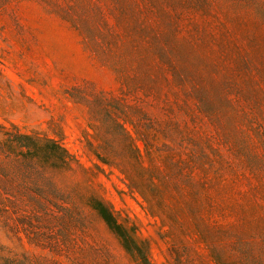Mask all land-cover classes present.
<instances>
[{
    "label": "rangeland",
    "instance_id": "1",
    "mask_svg": "<svg viewBox=\"0 0 264 264\" xmlns=\"http://www.w3.org/2000/svg\"><path fill=\"white\" fill-rule=\"evenodd\" d=\"M135 1L143 23L167 32L169 23L164 17H171L180 27L181 36L195 44L212 41L216 46L225 36L245 52L242 30L250 37L256 31L253 25L264 23L255 0H202L206 10L196 0H186L174 9L164 3L163 14L156 13L150 0ZM90 2L101 8L110 23L115 22L108 0H0V263L138 264L92 209L90 199L101 197L121 219L139 229L141 239L150 242L154 264H180L179 257L186 264L188 260L215 264L191 226L171 231L163 226L144 208L142 198L130 191L120 170L101 162L89 146V141L95 146L100 142L86 133H93L89 127L92 120L87 104L78 95L122 96L126 90L118 72L93 55L71 16L66 15ZM112 8L120 12L118 5ZM196 52L191 57L197 61L190 63L196 69L195 77L204 60ZM164 71L160 66V72ZM72 91L75 96L70 95ZM125 93L129 103L142 106L158 121L191 123L190 117L197 111L190 97L181 96L179 100L184 108L192 109L184 112L175 104L161 101L164 97L155 100L141 93ZM232 104L231 112L249 107L235 101ZM226 112L223 109L222 118H226ZM249 125L245 122L241 126L248 130ZM226 128L238 144L251 145L264 162V135L248 130L244 136L241 130L239 136L235 129ZM217 130L226 133L220 126ZM18 133L36 134L40 140L45 136L60 139L74 158L73 169L46 167L40 151L37 159L20 163L22 156L14 143ZM220 143L234 156L224 139ZM238 169L243 172L241 166ZM47 178L53 182L50 190ZM244 183L227 201L228 213L237 210L242 216L214 213L209 214L211 220L229 222L235 229L241 225L244 230L264 224V163L262 170L251 174V183ZM58 184L66 194L54 190ZM254 189L261 193L256 194ZM253 235L264 247V230L259 234L248 231L243 236ZM226 245L232 254H238L231 242Z\"/></svg>",
    "mask_w": 264,
    "mask_h": 264
},
{
    "label": "trees",
    "instance_id": "2",
    "mask_svg": "<svg viewBox=\"0 0 264 264\" xmlns=\"http://www.w3.org/2000/svg\"><path fill=\"white\" fill-rule=\"evenodd\" d=\"M185 1L150 0V4L156 13L163 14L164 3L174 9ZM196 1L206 8L202 0ZM255 2L264 15V0ZM115 4L120 12L112 8ZM108 5L115 9L110 11L116 19L113 23L91 2L66 14L80 30L85 46L118 72L126 89L122 96L78 95L77 98L87 104L92 120L89 127L93 133H86L100 142L95 146L89 141L91 150L101 162L120 170L130 191L142 198L144 208L163 226L170 231L183 225L191 226L213 263L264 264V247L259 246L257 237L243 236L248 231L262 233L264 224L244 230L241 225L235 229L234 224L209 218V214L214 213L242 216L237 210L228 213V198L238 194L244 180L248 185L251 183L255 170L263 169L264 162L253 147L238 144L226 127L235 129L239 136L241 130L244 136L248 130L253 135H264V23H255L256 31L250 37L242 30L241 35L246 37V51L242 52L225 36L216 46L212 41L189 42L181 36L180 27L166 15L169 31H155L143 23L135 0H108ZM194 51L204 58L197 77L196 69L190 65L191 61H197L191 57ZM160 66L167 73L160 72ZM125 92L141 93L155 100L164 97L161 101L175 104L184 112L192 109L184 108L179 100L181 96L190 97L197 111L191 115V123L172 119L158 121L142 106L129 103ZM70 95L75 96L73 91ZM234 101L249 107L231 112ZM223 109H227L226 118L221 117ZM245 122L250 123L248 130L241 126ZM209 125L216 128L215 131H211ZM218 126L226 133L218 131ZM15 138L22 156L20 163L37 159L40 151L46 167L73 169L74 158L60 139L45 136L40 140L36 134L28 133H18ZM221 139L234 156L223 150ZM99 144L104 147L98 148ZM163 146L167 147L166 151ZM182 153L187 157H182ZM240 166L243 172L249 168L246 174L239 171ZM48 181L50 190L53 182ZM62 186L58 184L53 188L66 194ZM63 202L67 203L65 199ZM90 204L133 261L154 264L150 259L151 244L139 237L135 225L121 219L101 197H92ZM227 241L236 246L237 255L231 253ZM179 258L180 264L187 263ZM188 262L197 264L192 260Z\"/></svg>",
    "mask_w": 264,
    "mask_h": 264
}]
</instances>
